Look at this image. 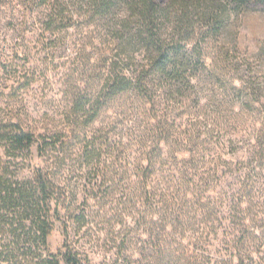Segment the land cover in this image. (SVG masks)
<instances>
[{
  "label": "trees",
  "instance_id": "1",
  "mask_svg": "<svg viewBox=\"0 0 264 264\" xmlns=\"http://www.w3.org/2000/svg\"><path fill=\"white\" fill-rule=\"evenodd\" d=\"M21 2L45 31L80 28L93 77L52 113L0 117V264H264V79L226 61L234 94L211 107L238 111L208 113L190 47L264 0Z\"/></svg>",
  "mask_w": 264,
  "mask_h": 264
},
{
  "label": "rangeland",
  "instance_id": "2",
  "mask_svg": "<svg viewBox=\"0 0 264 264\" xmlns=\"http://www.w3.org/2000/svg\"><path fill=\"white\" fill-rule=\"evenodd\" d=\"M45 22L41 14L28 15L21 0H0V99L9 103V106L3 102L0 105V117L16 113L29 115V111L52 113L71 98L78 85L88 83L93 77L90 70L93 49L89 40L77 37L80 28L70 30L69 34L62 30L45 31ZM199 40L207 64L196 89L203 98L201 105L209 104L208 113L218 109L221 113L236 114L237 108L224 105L212 108L210 100H221L225 93L229 97L234 94L229 85L235 75L224 64L226 61L234 64L247 61L264 79V7H256L243 19L232 23L222 38L202 41L199 37L190 47ZM84 42L89 46L83 52ZM194 94H191L192 109L198 104ZM181 116L177 123L183 126L182 131L195 123V116ZM29 173L25 168L21 176ZM63 241L62 230L57 227L49 238L51 250L58 252ZM92 257L98 260L97 253Z\"/></svg>",
  "mask_w": 264,
  "mask_h": 264
}]
</instances>
